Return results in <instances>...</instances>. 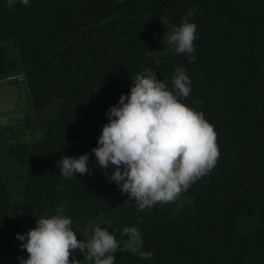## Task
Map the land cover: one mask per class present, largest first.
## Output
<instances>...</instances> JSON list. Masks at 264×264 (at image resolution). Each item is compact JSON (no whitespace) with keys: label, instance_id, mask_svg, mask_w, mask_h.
I'll use <instances>...</instances> for the list:
<instances>
[{"label":"trees","instance_id":"trees-1","mask_svg":"<svg viewBox=\"0 0 264 264\" xmlns=\"http://www.w3.org/2000/svg\"><path fill=\"white\" fill-rule=\"evenodd\" d=\"M188 10L192 62L167 39ZM177 66L191 79L183 102L213 125L219 156L176 200L140 210L91 149L130 77L153 68L171 88ZM19 73L30 89L25 124L40 137L0 127V262L20 264L16 234L62 204L80 240L90 223L121 245L123 227H138L153 255L125 249L114 264H264V0H0V79ZM84 153L90 173L60 174V157Z\"/></svg>","mask_w":264,"mask_h":264},{"label":"clouds","instance_id":"clouds-1","mask_svg":"<svg viewBox=\"0 0 264 264\" xmlns=\"http://www.w3.org/2000/svg\"><path fill=\"white\" fill-rule=\"evenodd\" d=\"M6 2L10 8L14 4V0ZM19 2L28 5L30 0ZM192 15L188 10L182 22L167 33L169 45L177 53L188 54L189 62L196 59L192 54L197 26L188 19ZM130 79V91L107 109L108 121L91 152L108 179L143 210L176 200L214 167L219 150L213 125L202 111L183 102L191 91V79L183 66H177L171 88L153 68ZM57 164L60 174L68 179L91 172L88 153L63 155ZM71 225L62 204L54 214L37 217L32 228L16 234L27 252L18 258L20 264H81L74 249L92 264H114L115 253L125 249L142 259L153 255L143 250V237L135 225L123 227L122 235L127 236L123 245L100 224L87 225L91 235L83 240L77 239Z\"/></svg>","mask_w":264,"mask_h":264},{"label":"rangeland","instance_id":"rangeland-1","mask_svg":"<svg viewBox=\"0 0 264 264\" xmlns=\"http://www.w3.org/2000/svg\"><path fill=\"white\" fill-rule=\"evenodd\" d=\"M161 43H159V47L162 46ZM29 107H31L30 89L24 81V73L0 79V127L5 128L8 133H17L20 139L39 138V129H34V133H31L30 128L25 124V117ZM5 164L8 169L12 167L9 160ZM4 175L12 179L11 188L16 193L15 190L19 188V185L14 180L15 175H9L7 172H4ZM15 197H17L16 194ZM3 260L0 264H11L13 256L8 258V260L7 258Z\"/></svg>","mask_w":264,"mask_h":264}]
</instances>
